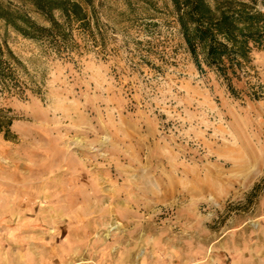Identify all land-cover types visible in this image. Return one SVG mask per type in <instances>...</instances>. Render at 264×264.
<instances>
[{
	"label": "rangeland",
	"instance_id": "1",
	"mask_svg": "<svg viewBox=\"0 0 264 264\" xmlns=\"http://www.w3.org/2000/svg\"><path fill=\"white\" fill-rule=\"evenodd\" d=\"M91 7L66 50L0 22V264H264V50L232 95L169 0Z\"/></svg>",
	"mask_w": 264,
	"mask_h": 264
},
{
	"label": "trees",
	"instance_id": "2",
	"mask_svg": "<svg viewBox=\"0 0 264 264\" xmlns=\"http://www.w3.org/2000/svg\"><path fill=\"white\" fill-rule=\"evenodd\" d=\"M20 1L48 24L40 25L28 11L0 1V22L24 38L66 50L71 46L74 28L92 34L91 18L95 17L92 0ZM260 2L264 8V0ZM169 4L196 67L203 71L204 64L214 70L229 92L236 95L232 83L240 80L243 64L251 61L253 50H264V11L241 0H169ZM13 64H19L17 58L5 42H0L2 81L15 79ZM0 125L8 129L11 121L0 117Z\"/></svg>",
	"mask_w": 264,
	"mask_h": 264
}]
</instances>
